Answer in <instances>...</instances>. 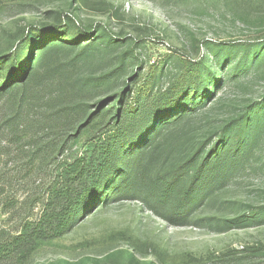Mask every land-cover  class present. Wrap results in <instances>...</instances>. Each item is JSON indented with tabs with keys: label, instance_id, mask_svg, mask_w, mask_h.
<instances>
[{
	"label": "rangeland",
	"instance_id": "1",
	"mask_svg": "<svg viewBox=\"0 0 264 264\" xmlns=\"http://www.w3.org/2000/svg\"><path fill=\"white\" fill-rule=\"evenodd\" d=\"M67 17L84 30L104 32L120 42L114 48L94 43L79 56L78 49L62 53L51 81L38 72L41 80L32 86L68 88L74 103L87 108L104 98L105 87L84 91L79 84L115 69L123 53L122 81L132 87L155 73L150 80L155 92L168 85L181 64L212 60L214 44L235 48L226 54L224 66L215 68L221 84L205 106L156 137L150 150L162 154L142 160L127 189L136 191L132 197L116 193L92 205L60 235L39 243L25 263L10 256L0 264H264V223L217 230L208 221L264 206V125L254 134L248 162L196 207L185 209V215L172 220L163 214L171 205L152 204L161 184L157 178L168 177L188 150L214 140V132L250 105H264V55L253 64L241 62L245 46L264 43V0H0V56L29 27ZM223 54L219 51L217 58ZM86 136L63 158L72 161L85 153ZM23 164L0 154V233L5 235L40 217L46 187L56 179L52 168Z\"/></svg>",
	"mask_w": 264,
	"mask_h": 264
},
{
	"label": "trees",
	"instance_id": "2",
	"mask_svg": "<svg viewBox=\"0 0 264 264\" xmlns=\"http://www.w3.org/2000/svg\"><path fill=\"white\" fill-rule=\"evenodd\" d=\"M84 41L88 42L81 44ZM119 42L104 32L84 30L67 17L52 25L29 27L0 56V154L12 163H26L25 168L43 165L56 174L46 187L40 217L21 223L14 235L0 233V261L15 256L25 263L39 243L60 235L80 212L116 193L132 197L136 191L127 189L142 160L152 158V153L155 158L162 154L150 150L156 137L205 106L221 84L215 68H222L226 54L235 48L214 44L212 60L181 64L168 85L155 92L150 87L155 73L132 87L122 81L127 57L123 53L115 69L79 84L84 91L105 87L106 95L93 108L74 103L68 88L47 91L48 83L42 90L33 88L35 80L51 81L62 53L78 49L75 55L79 56L92 50L94 43L114 48ZM221 50L223 57L217 58ZM263 55L264 43L245 46L241 62L253 64ZM263 125V104L245 108L212 134L214 140L188 150L168 177L157 178L161 184L152 204L171 205L169 213H163L168 218L185 215V209L196 207L223 178L248 162L251 141ZM83 134L87 135L85 153L72 161L64 159V153ZM208 221L217 230L259 225L264 223V206Z\"/></svg>",
	"mask_w": 264,
	"mask_h": 264
}]
</instances>
